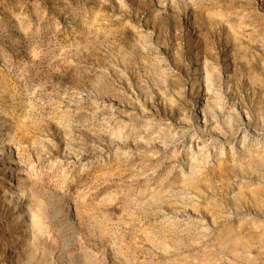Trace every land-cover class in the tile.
Wrapping results in <instances>:
<instances>
[{
	"label": "rangeland",
	"instance_id": "obj_1",
	"mask_svg": "<svg viewBox=\"0 0 264 264\" xmlns=\"http://www.w3.org/2000/svg\"><path fill=\"white\" fill-rule=\"evenodd\" d=\"M263 196L264 0H0V264H264Z\"/></svg>",
	"mask_w": 264,
	"mask_h": 264
},
{
	"label": "bare ground",
	"instance_id": "obj_2",
	"mask_svg": "<svg viewBox=\"0 0 264 264\" xmlns=\"http://www.w3.org/2000/svg\"><path fill=\"white\" fill-rule=\"evenodd\" d=\"M247 138H248V137H247L246 135H244V136H243V142H246V141H247ZM195 182H196V181H194V180L190 182L191 187L194 186V183H195ZM187 184H188V183H187ZM195 184H196V183H195ZM190 185H189V186H190ZM253 193H254V192H253ZM258 194L261 195V190H258V192H255V193H254L255 200H256V201H259V202L261 203V200H260L259 197H258V196H260V195H258ZM263 197H264V196H263ZM253 200H254V199H253ZM263 201H264V200H263ZM258 207H260V206H258ZM262 207H263V206H262ZM262 209H263V208H262ZM227 235H228V236H227L228 241L230 240L232 243H234V244H236V245H237V244H242V243H243V242H242L243 240L240 239V237H239V238H233V236H231V233H229V232H228ZM241 240H242V241H241Z\"/></svg>",
	"mask_w": 264,
	"mask_h": 264
}]
</instances>
